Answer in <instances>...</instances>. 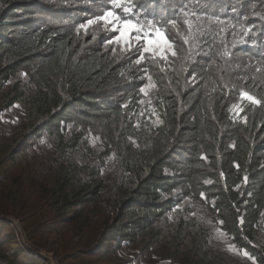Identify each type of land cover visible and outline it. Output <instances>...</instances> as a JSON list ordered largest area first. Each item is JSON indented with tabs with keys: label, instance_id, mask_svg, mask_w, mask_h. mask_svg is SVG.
I'll list each match as a JSON object with an SVG mask.
<instances>
[{
	"label": "trees",
	"instance_id": "obj_1",
	"mask_svg": "<svg viewBox=\"0 0 264 264\" xmlns=\"http://www.w3.org/2000/svg\"><path fill=\"white\" fill-rule=\"evenodd\" d=\"M74 1L0 0V90L24 73L25 87L16 81L5 95L9 105L24 100L33 106L27 131L7 153L0 150V181L12 174L21 143L70 123L82 125L83 131L101 129L107 147L119 153L122 169L133 172L138 183L111 211L86 256L109 251L105 243L129 241L143 248L162 244L167 256L186 264H264V246L255 244L264 232V91L251 86L257 75L252 65L264 64V0H214L215 7L208 3L197 12L207 17L203 24L216 19L227 23L197 36L189 35L179 11L183 5L176 0H138L137 11L145 9L139 19L163 17L168 38L180 50L192 46L180 66L196 74L188 82L155 65L150 69L155 87L148 98L140 92L144 84L129 82L125 64L108 51L86 46L70 6L54 5ZM205 2L184 0L189 7L203 8ZM242 29L252 31L245 37ZM241 38L244 42L233 48ZM226 49L228 56L223 55ZM242 90L262 103L242 101ZM145 104L154 112L144 109ZM234 105L243 109L237 118ZM153 113L158 117L154 122ZM100 189L97 183L79 187L66 172L49 193L61 208L70 209L96 203ZM175 190L177 195L162 198ZM184 198L200 203L254 261L240 262L211 250L206 234L192 232L193 222L182 217L169 227L165 240L162 222ZM7 226L0 221V264H44L24 253ZM67 260L61 257L57 263Z\"/></svg>",
	"mask_w": 264,
	"mask_h": 264
},
{
	"label": "rangeland",
	"instance_id": "obj_2",
	"mask_svg": "<svg viewBox=\"0 0 264 264\" xmlns=\"http://www.w3.org/2000/svg\"><path fill=\"white\" fill-rule=\"evenodd\" d=\"M54 5L62 8L70 6L71 16L78 19L79 25L103 15L108 7L106 0H76L72 5L67 3ZM160 12L161 10H157V14ZM78 35L86 41V46L108 51L125 64L129 69V82L135 80L144 84L142 87L151 85L142 93L146 98L155 87L150 73V69L155 65H160L161 70L172 77L188 78V82L196 78L193 69L180 66L185 61V52L192 46L180 50L176 43H173V48L164 54V59L146 53V59L140 65H136L135 60L139 58V48L142 45L132 53L122 54L119 44H107L115 33L105 31L102 23L89 26L87 33L80 29ZM113 48L116 49L115 52ZM172 52H175V55H172ZM174 61L178 64L173 65ZM242 64L250 67L246 61ZM252 68L257 75L253 77L251 86L254 85L255 90L263 87L264 91V64L252 65ZM148 77H151V80ZM27 80L24 73H18L0 90V150L2 149L4 153H7L14 140L19 139L27 131L33 117V106L28 101L21 100L9 105L5 95L16 81H19V88H22L25 87ZM146 108L148 107L145 104L144 109ZM149 110L154 112L152 108ZM240 112L235 111V118ZM152 118V122L157 121V114L153 113ZM83 130L82 125L65 124L42 137L21 143L23 151L14 162L12 174L0 181V221L9 224L7 229H12L18 246L26 255L38 260V254L35 252H42L54 262H58L61 257L68 258L62 264H186L178 256L176 258L167 256L168 251L162 244L143 248L129 241H121L118 244L112 241L110 246L105 243L103 248L107 247L109 251L86 256V249L95 246L101 228L111 217V211L136 188L138 179L133 172L122 169L119 153L105 144L107 139L104 131ZM66 172L79 187L83 188L91 183L101 185L96 203L76 205L70 209L61 208L60 202L55 203V197L49 190ZM178 192L175 190L171 195L162 194V198L173 197ZM199 204L184 198L167 215L166 221L162 222L165 226V240L169 239L167 234H171L169 227L182 217L184 221L193 222L192 232L200 236L206 234L207 246L211 250L240 262L254 261L247 251L238 248L232 242L231 237L221 230L219 222L209 217ZM33 211L34 213L30 214ZM67 218L73 221L64 223L63 220ZM12 222H16V225L14 223L12 225ZM190 238L191 236H188V240ZM22 242L31 249L22 248ZM38 242L44 247H40ZM255 244L264 246V232L257 235Z\"/></svg>",
	"mask_w": 264,
	"mask_h": 264
},
{
	"label": "snow or ice",
	"instance_id": "obj_3",
	"mask_svg": "<svg viewBox=\"0 0 264 264\" xmlns=\"http://www.w3.org/2000/svg\"><path fill=\"white\" fill-rule=\"evenodd\" d=\"M106 2L108 7L107 10L103 12V15L96 19H89L87 23L80 24L77 29L78 32L80 29H83L85 33H87L89 26L102 23L105 31L115 33L112 39L107 41V44H119L122 54L132 53L138 49L139 45H142V47L139 48V58L135 60L136 65H140L146 59V53L152 54L153 57L165 58L164 54L173 48V42L168 38L167 30L162 24L163 17L160 20L154 18L139 19L140 16L144 15L145 9L142 8L137 11L136 5L138 0H106ZM176 2L183 5L179 11L185 17L184 24L187 25L190 36L202 35L205 30H210L215 24L227 23V21L216 19L209 20L208 24L204 25L203 20L207 17L197 14V12L205 10L208 3H213L215 7L214 0H206L203 8L199 4L189 7V5L184 3V0H176ZM176 10V8H173V11ZM132 17L137 18L133 19ZM171 24L175 27V20L171 21ZM221 31H227V29H221ZM242 31L246 37L252 30L242 29ZM93 39H95V37H93ZM243 42V38L236 40L232 47L235 48L236 44ZM115 51L116 49L113 48V52ZM172 55H175V52H172ZM223 55H229L227 49L224 51ZM257 70L259 71L260 69ZM148 79L151 80V77H148ZM150 86L151 85H145L141 87L140 92L145 93L146 88ZM239 95L242 101L247 100L256 105L262 103L247 91L242 90ZM233 109L237 111V113L243 111V109L239 108L237 105H234ZM201 196L203 197V193H201ZM217 231L219 232V229H217Z\"/></svg>",
	"mask_w": 264,
	"mask_h": 264
},
{
	"label": "built area",
	"instance_id": "obj_4",
	"mask_svg": "<svg viewBox=\"0 0 264 264\" xmlns=\"http://www.w3.org/2000/svg\"><path fill=\"white\" fill-rule=\"evenodd\" d=\"M16 225V222H12V225ZM22 248L24 249H31V247L29 245H27L26 243H21ZM31 252H33L32 250H30ZM36 254H38V258L40 261H43L44 264H58L57 261L54 262L51 258H48V256H46L45 254H43L42 252H35Z\"/></svg>",
	"mask_w": 264,
	"mask_h": 264
}]
</instances>
